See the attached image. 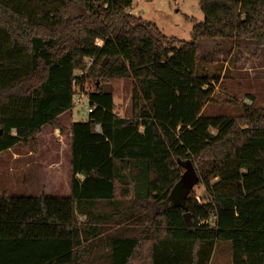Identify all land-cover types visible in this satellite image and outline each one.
<instances>
[{
    "label": "trees",
    "instance_id": "1",
    "mask_svg": "<svg viewBox=\"0 0 264 264\" xmlns=\"http://www.w3.org/2000/svg\"><path fill=\"white\" fill-rule=\"evenodd\" d=\"M132 2L0 0V152L36 148L47 125L69 153L67 196L0 192V264H212L218 245L229 264H264V109L204 116L215 78L196 75L200 40L264 46V0H198L188 41ZM92 77L105 82L86 92L92 110L62 125ZM187 161L203 198L178 184Z\"/></svg>",
    "mask_w": 264,
    "mask_h": 264
},
{
    "label": "rangeland",
    "instance_id": "2",
    "mask_svg": "<svg viewBox=\"0 0 264 264\" xmlns=\"http://www.w3.org/2000/svg\"><path fill=\"white\" fill-rule=\"evenodd\" d=\"M131 8L133 15L153 22L165 36L183 41L190 40L193 22L203 19L198 0H133ZM199 46L196 75L215 78L212 101L202 113L204 116L236 117L243 112L244 106L264 109V46H258L254 41L230 39L200 40ZM102 84L105 82L94 77L87 78L81 88L74 87V94L84 101L86 92ZM113 87L118 90L114 99L116 113L121 117H131V80L122 79ZM68 113L60 119L67 127L71 119L77 121L87 116L85 107L76 104ZM211 132L214 133V130ZM35 144L36 148L30 142L26 146L19 143L0 152V192L7 195L44 194L41 183L45 175L48 195L67 196L69 153L64 133L45 125ZM29 150L32 153L30 156ZM16 153L22 154V164L20 159H14ZM46 163L52 166V171L43 173L39 166ZM19 164L27 168L19 172ZM29 166L32 170L28 169ZM23 174L28 181H22ZM191 190L196 197H205L202 186L196 184ZM177 198L172 194L165 205L173 204ZM79 220L84 221L83 218ZM229 262L227 249L218 245L212 264Z\"/></svg>",
    "mask_w": 264,
    "mask_h": 264
},
{
    "label": "crops",
    "instance_id": "3",
    "mask_svg": "<svg viewBox=\"0 0 264 264\" xmlns=\"http://www.w3.org/2000/svg\"><path fill=\"white\" fill-rule=\"evenodd\" d=\"M207 106H208V104H206L205 105V107H204V109L202 110V113L205 111V109L207 108ZM67 114V113H66ZM66 114H64V115H62L61 117H60V119L63 117V116H65ZM68 115H70V113H68ZM73 120L71 119L70 120V122H69V124L72 122ZM69 126V125H68ZM56 132H59V130L56 128V129H54ZM39 137V136H38ZM66 137H65V135H64V139H65ZM32 153H31V151L29 150L28 151V155L30 156ZM20 159L21 160V158H22V154L21 153H16V154H14V159L16 160V159ZM21 164H22V160H21ZM31 165V164H30ZM40 167V171L41 172H46V171H52V166L50 165V164H42V165H40L39 166ZM25 168H27L26 166H23V165H20L19 164V172H21V171H23ZM32 167L31 166H29L28 167V169H31ZM32 170V169H31ZM26 172V171H25ZM24 172V173H25ZM42 178H44V181H42V186H43V189H42V193H44L45 195H48L47 193V191L45 190V187L47 188V186H46V180H47V178L45 179V175H43L42 176ZM78 178L81 180V179H83V177L81 176V175H78ZM28 178L26 177V175L25 174H23V176H22V181H28L27 180ZM29 180H30V178H29ZM43 191H45V192H43ZM69 194V183H68V192H67V195ZM40 195V194H39ZM39 195H36V196H39ZM123 214H125V213H123ZM79 217V216H78Z\"/></svg>",
    "mask_w": 264,
    "mask_h": 264
},
{
    "label": "water",
    "instance_id": "4",
    "mask_svg": "<svg viewBox=\"0 0 264 264\" xmlns=\"http://www.w3.org/2000/svg\"><path fill=\"white\" fill-rule=\"evenodd\" d=\"M198 181V175L193 165L187 161L184 165V172L181 174L178 184L181 189L191 190Z\"/></svg>",
    "mask_w": 264,
    "mask_h": 264
},
{
    "label": "built area",
    "instance_id": "5",
    "mask_svg": "<svg viewBox=\"0 0 264 264\" xmlns=\"http://www.w3.org/2000/svg\"><path fill=\"white\" fill-rule=\"evenodd\" d=\"M129 12L132 13V8H130ZM95 43H96V45H100L101 41L100 40H96ZM86 62H87V65H86V70H87L89 68L90 64L92 63L91 58L87 59ZM76 74L77 75H81L82 71L81 72H76ZM73 103L76 104V105H80V106L85 107V111H86L87 114H88V112H90L92 110V108L88 105L87 98H85L84 101H81L80 97L74 94L73 95ZM95 130L98 131L99 127L95 126ZM78 218H83L84 219L85 217L80 215Z\"/></svg>",
    "mask_w": 264,
    "mask_h": 264
}]
</instances>
